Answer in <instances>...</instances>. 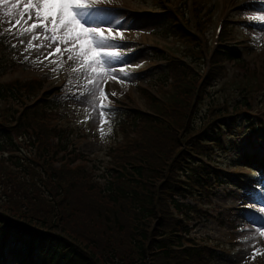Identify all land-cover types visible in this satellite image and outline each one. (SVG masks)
I'll return each mask as SVG.
<instances>
[{
	"label": "rangeland",
	"instance_id": "obj_1",
	"mask_svg": "<svg viewBox=\"0 0 264 264\" xmlns=\"http://www.w3.org/2000/svg\"><path fill=\"white\" fill-rule=\"evenodd\" d=\"M167 1L166 7H183L187 16L192 18L193 0ZM199 1L212 10L213 22L205 31L209 51L212 52V45L217 40L215 28L218 22L223 20L224 27L234 23L235 39L232 41L228 34L222 33L224 37L222 38L221 35V40L227 37L230 42H226V44L235 45L240 49L241 54L237 51L240 60L226 61L218 72L222 73L213 78L211 85L206 84L207 81H210L208 77L204 81L206 73L214 72V67L208 62L209 60H206L205 63L199 60L196 65L191 66L194 70L187 67L185 74L180 77L186 80L195 77L199 78V81L196 79L194 90L181 93L184 96L179 94L180 100H176L172 104V108H174H171V117L180 119L177 123L179 127L182 126V119V121L186 120L189 129H200L210 120L217 119L215 116L224 112L227 107L248 102L251 105L249 112L260 114L264 119V20L252 19V17L264 16V12H261V9L264 10V0ZM13 3L15 0H10L7 4H0V82H11L16 79L28 82L33 78H41L44 81V89L49 92L48 95L53 93L50 100L53 107H51V116L48 117V120L51 125L68 127L66 132L69 133L72 146L83 153L84 160L80 161L79 165L89 174V182L92 183L94 178L96 182L105 184L109 176L117 175V171H112L109 167H117L118 160L126 163L134 159L138 164L142 156L149 155L148 152L156 151V144L163 140V136L157 132H151L142 120L127 127L120 125L125 119V112L127 111V117H131L135 108L141 109L143 116L153 115L150 102L155 98L167 106V96L178 82L177 77L179 76L176 77L173 73L172 62H169L168 66L172 77L167 78L164 57L170 53V50L178 49L180 51L183 46L170 32L161 7L151 6L156 4V0H106L105 3L98 6L115 5L119 8L112 9L113 12L104 15L83 12L79 17L86 26L111 27L113 34L118 37L117 43L121 45L117 49L121 54V60L115 64L117 69L115 73L109 75L105 69H96V74L105 76L101 87L108 93L110 91V98L104 104L107 107L104 109L103 119L95 109L91 95L85 91V85L89 88L91 85L82 74L89 71L92 58L91 55L88 57L78 56V53L87 50V42L79 41L73 45L71 36L66 37L70 49V51H66V64L60 53L49 59H44V54L47 51H52L56 47L55 44L51 48L45 47L39 51L32 50L25 53L24 49L28 41L39 29L26 32L21 36L20 39L24 41V44H21L14 35L5 31L9 27V21L14 24L15 20L20 18V12L24 7L22 3L20 7L13 8ZM59 6L57 3L56 11L59 10ZM250 7L257 12L251 13L250 11L248 14H244ZM77 11L80 12V10ZM202 11L204 12L206 9L204 8ZM6 13H10V15H6ZM33 16H35L34 11ZM117 20L121 22L119 26L116 25ZM193 21L190 23L194 24ZM31 22L29 21L28 24ZM28 24L22 20L21 25L14 28L13 32L18 34L19 31L27 29ZM57 35L63 38L62 33L58 32ZM33 43L48 45L49 41L41 36ZM81 44L83 48H80ZM63 47L65 48V44ZM69 54L76 58L68 60ZM125 63L127 64L124 65ZM120 68H123V72L119 71ZM145 86L147 88L142 89ZM62 89L63 91L57 93ZM206 89H209L208 94L205 92ZM42 93L43 91L40 92V94ZM112 93L115 95L112 96ZM112 98L117 99L120 103L113 101ZM184 98L185 100L182 101ZM101 99L103 97L97 98L98 103H101ZM213 107H220L219 111H211ZM239 118L240 120L244 119L243 116H239ZM252 118L254 117L248 116V119ZM247 129H240V140L244 138L248 141V135L245 134ZM183 132L179 128V136ZM26 139L15 132H11L10 135L7 133L0 135V211L8 212L11 209L7 195H12L15 199L11 202L21 206L32 216L33 204L30 199L26 198L24 189L45 192L47 186L44 184V179L48 177V174L40 166L42 161H37L33 147L29 145L30 140ZM254 145L253 143L247 144L249 149L254 148ZM133 147L135 151H133ZM174 151H176L175 147ZM260 151L263 152L262 149ZM230 157L229 153L225 157H220L225 171L244 173L242 177L256 184L257 175L245 174L247 169L242 166L236 169V167L227 165ZM77 164L78 160L75 161V165ZM54 166L59 168L60 162ZM48 171L51 172L50 168ZM71 179L78 186L74 191L75 194L71 195L72 197L64 195L65 198H69V201L64 200L63 202H67L69 208V215L64 221L67 231L61 230V221L56 223L55 230L71 237L88 251H95L100 257V261L104 260L101 251L107 241L96 239V242H91L92 245L87 246L86 234L79 230H83L80 224H83V218L89 217L88 214L91 215L95 209L94 204L99 201L95 197L105 198V196L98 189L85 187L76 178L71 177ZM33 180L34 182H32ZM23 181L26 184L25 188L21 186ZM156 185L155 182L154 186ZM257 186V190L239 189L225 183L218 189L216 188V195L212 198V204L208 206L209 212L206 215H204L205 210H201V213L195 212L189 220V236L196 241L208 243L214 247L216 253H221V256H214L210 264H264V211H262L264 209V180ZM101 201H104L105 207L108 208L114 204L107 203V199H101ZM186 202L190 203L191 201L187 200ZM119 208L122 212L119 215L120 226L126 232L132 228L129 201H126L125 210L122 206ZM172 211L176 215L179 214L175 210ZM94 217L96 219V215ZM160 220V215L151 220V229L158 227ZM115 232L118 230L116 229ZM120 234L112 237L110 245L109 242L107 243L110 247L118 249L117 255L119 256L122 251L133 248L130 243L124 242V237L119 236ZM126 239L128 240V238ZM99 240L102 241V244ZM253 252L256 253L255 258H253ZM44 255L46 256V253ZM10 263L19 264V260L15 256H11Z\"/></svg>",
	"mask_w": 264,
	"mask_h": 264
},
{
	"label": "trees",
	"instance_id": "obj_2",
	"mask_svg": "<svg viewBox=\"0 0 264 264\" xmlns=\"http://www.w3.org/2000/svg\"><path fill=\"white\" fill-rule=\"evenodd\" d=\"M202 3L199 0L193 1L194 13L189 18L183 7L170 10L158 0V6L166 9L165 19L170 31L184 45L179 55L168 58L172 62L173 73L179 77L177 85L167 96V106L155 98L150 102L153 115H140L145 126L151 132L162 135L163 140L156 144V151L142 156L138 164L134 159L126 163L118 160L117 170V167H109L112 171H117V175L109 176L105 179V184L96 182L94 178L92 183L89 182V174L79 165L84 156L72 146L69 133L63 127L50 124L48 117L51 116V108L47 93L44 92L46 94L41 95L42 98L40 96L44 88L42 79L0 82V135L15 132L29 139L37 161H42L40 166L48 174L44 179L47 186L45 192L24 189L26 198L33 204V217L21 206L11 202L15 199L12 195H7L11 209L8 212L0 211L1 264L9 262L11 256L17 257L19 264H206L207 259L209 262L213 258L211 248L197 246L195 239L189 236V220L195 212H199V206L204 203L211 189L223 181V171L211 166V161L216 160L215 155L218 153L212 154L216 147L226 148L227 139L232 141L242 126L239 122L234 123V118L236 115H246L244 110H240L250 105L248 102L237 103L234 114L227 107L224 112L215 116L217 119L209 121L208 125L200 129H189L185 119H181L182 126L179 127L177 123L180 119L171 117L172 104L180 100L179 94L184 96L181 93L194 90L195 81L199 79H182L180 76L185 74L187 67L194 70L191 66L196 65L199 60L203 63L209 60L216 73H206L204 81L208 77L210 81L206 84L211 85L213 78L222 73L218 72L226 61L240 60L232 45H220L212 52L209 51L205 31L213 22L212 10H207V6ZM203 7H206L204 13ZM205 92L208 94L209 90L206 89ZM184 100L185 98L182 101ZM29 101L34 102L29 104ZM219 108L213 107L211 111H219ZM216 121L221 125L214 127ZM248 121L253 132H257V126L262 129L264 141V123ZM178 127L184 131L181 136ZM225 128L227 136L223 140ZM232 148L229 147V150ZM132 149L135 151L134 147ZM243 155L241 160L248 166L259 165L258 156L253 157L246 152ZM77 160L78 164L75 165ZM58 162L59 168L54 166ZM49 168L51 172L48 171ZM71 177L78 179L85 187L98 189L105 196L95 197L99 199V203L94 204L95 209L91 215L88 214L89 217L83 218V224L80 223L84 231L79 230L85 232L87 246L96 242V239L107 241L101 251L104 260L100 261L95 251H88L71 237L55 230L56 223L61 221V230L67 231L64 221L69 215V208L67 202H63L69 201V198L64 195L73 196L78 186ZM25 185L24 181L21 182V186L25 188ZM101 199L114 204L109 208L105 207ZM187 199L192 203H186ZM126 201H129L131 207L132 228L125 232L120 226L119 215L122 212L119 206L125 210ZM171 208L179 214L176 215ZM157 215L161 216L159 226L151 229L150 221ZM116 229L118 232H115ZM118 233L124 237L125 243H130L133 247L119 253L120 256L117 255L118 249L109 246L112 237ZM101 240L99 242L102 244Z\"/></svg>",
	"mask_w": 264,
	"mask_h": 264
},
{
	"label": "snow or ice",
	"instance_id": "obj_3",
	"mask_svg": "<svg viewBox=\"0 0 264 264\" xmlns=\"http://www.w3.org/2000/svg\"><path fill=\"white\" fill-rule=\"evenodd\" d=\"M9 2L10 0H0V4ZM105 2L106 0H15V3L12 4L13 8L20 7L22 3L24 7L20 12V18L16 19L14 24L9 21V27L5 30L14 35L21 44H24L20 37L25 35L26 32H33L39 29L38 32L31 36L24 51L25 53L32 50L39 51L41 48H51L55 44L56 47L52 51H47L44 54V59H49L57 53H62L61 43L65 44L64 51H70L68 47L69 41L66 39L68 36H71V44L73 45L79 41L87 42V50L78 53V56L88 57L91 55L92 62L89 65V71L82 75L88 80V84L91 85L90 88L85 85V91L91 95L94 107L99 112L101 119L105 116L104 109L107 105L98 103L97 98L105 95L101 87L105 76L96 74V69H105L109 75L115 73L117 71L115 64L121 60V54L117 50L121 45L117 43L118 37L113 34L111 27L105 28L101 25L86 26L79 17L83 12H95L99 15L113 12L114 10L112 9L98 7V5ZM57 3L60 5L58 11H56ZM77 10H80V12ZM33 11L35 16H33ZM6 15H10V13H6ZM252 19L264 20V16L252 17ZM22 20L25 24H28L29 21L32 22L28 24L27 29L19 31L18 34L13 32L14 28L21 25ZM120 24L121 22L117 20L116 25L119 26ZM58 32L62 33L63 38L57 35ZM41 36L49 41L48 45L33 43ZM13 47H16V45H13ZM80 48H83L82 44ZM75 58L72 54L67 57L68 60H74ZM119 71L123 72V68H120ZM125 75L127 74L125 73ZM112 95L114 96L115 93H112ZM255 254L253 252V258H255Z\"/></svg>",
	"mask_w": 264,
	"mask_h": 264
}]
</instances>
